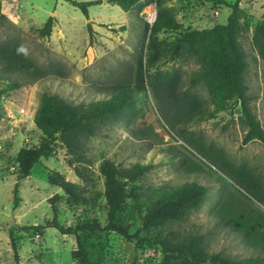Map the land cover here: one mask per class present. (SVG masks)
Listing matches in <instances>:
<instances>
[{
    "label": "rangeland",
    "instance_id": "1",
    "mask_svg": "<svg viewBox=\"0 0 264 264\" xmlns=\"http://www.w3.org/2000/svg\"><path fill=\"white\" fill-rule=\"evenodd\" d=\"M161 1L187 29L226 24L232 12L231 7L218 6L219 0ZM226 1L238 2L242 15L244 29L240 40L247 54L244 77L249 87L251 108L264 127V60L253 40L256 22L264 19V0ZM152 6L158 9V3L154 1L140 11L125 12L117 5L101 0L100 4L89 7L87 18L67 0H0V47L16 45L18 49L23 48L22 53L43 73L32 80L20 71H9L0 63L1 130H7L8 124L12 125L13 120L20 118L19 122L24 124L28 119L35 123L44 93L57 94L73 104L110 96L118 84L131 76L139 58L143 56L146 62L150 54V26L146 15ZM53 16L56 21L51 35L40 36L38 29ZM158 37L157 56L162 54L160 48L166 49L176 34L161 31ZM157 67L162 73L177 71L182 74L184 89L210 104L207 88L202 84L192 86L185 79L199 68L196 59L185 60L166 52ZM13 80L25 84L4 91L6 84ZM138 108L135 118L108 122L96 135L84 139L87 154L84 163L71 164V155L57 145L49 158L51 165H43L42 178H33L30 174L23 180L17 207L13 194L17 176L7 168L13 158L6 155L3 159L0 166V230L8 228L9 233L13 230L22 264H77L72 255L78 247L77 235L62 233L53 224L68 228L87 220L101 225L96 232H80L94 246L92 255L99 264H161L162 249L154 240L157 233L173 242L199 237V244L208 255L206 263L211 262L213 256L244 261L264 254V244L250 222L251 219L258 224L264 222V202L237 184L210 158L220 154L231 164L245 167L264 189V146L258 140L243 143L247 128L242 121L240 105L233 102L215 117L188 125L187 130L210 150V157L170 128L148 85L145 95L138 101ZM26 126L21 129L29 132ZM29 135L25 146H39L43 132L36 123ZM0 139L8 147L7 137L0 134ZM174 155L183 156L186 161H172ZM104 160L124 167L135 163L153 165L127 185L128 191L133 189L143 195L142 201L146 199L144 194L158 188L189 182L205 185L206 197L198 208L181 220L137 218L131 227V232L137 235L126 238L108 227L105 181L100 172ZM56 172L73 184L71 189L76 197L87 196L88 203H72V197L58 185V191H54L48 177ZM55 196H59L55 200L57 210L50 202ZM36 225L44 226L43 234L32 228ZM189 260L190 257L184 254L175 259L176 264H189ZM0 264H16L12 243L9 249L0 252Z\"/></svg>",
    "mask_w": 264,
    "mask_h": 264
},
{
    "label": "trees",
    "instance_id": "2",
    "mask_svg": "<svg viewBox=\"0 0 264 264\" xmlns=\"http://www.w3.org/2000/svg\"><path fill=\"white\" fill-rule=\"evenodd\" d=\"M67 1L79 8L87 18H89V7L101 3V0ZM154 1L158 3L157 18L153 25L147 23L150 26V54L146 62L143 56L139 58L137 67L132 70L131 76L125 82L118 84L110 96L80 104L69 103L57 94L44 93L41 96L35 123L42 130L43 139L37 147H23L17 157L11 161L18 164L14 172L17 176L13 190L15 207L21 201L18 195L19 183L31 174L35 164L42 159L51 158L57 145L71 155V164L84 163L87 159L84 139L96 135L108 122L135 118L139 109L138 101L145 95L147 85L152 89L161 115L170 128L204 155L210 157V150L206 149L200 140L187 130L188 125L215 117L218 113L228 109L233 102L240 105L242 121L247 128L243 143L258 140L264 146V127L251 108L249 87L244 77L247 54L240 40L244 23L241 20L242 15L238 2L231 4L226 0H219V4L232 8L226 24H217L203 29H187L175 19L161 0H108L109 3L119 6L125 12L140 11ZM55 21L54 16L50 17L38 29L40 36L49 37ZM88 27L92 33L91 24ZM161 31L173 32L176 37L169 42L166 49L160 48L162 54L157 56L158 46L156 45L160 44L158 34ZM253 40L264 60V19L256 22ZM166 52L185 60L190 58L197 60L199 68L185 79L192 86L202 84L207 88L210 96L209 105L201 96L184 89L182 74L177 71L173 73L158 71V62ZM0 63H3V67L9 71H20L32 80L40 78L43 74L42 70L19 51L16 45L0 47ZM24 84L23 81L13 80L6 84L4 91L18 89ZM210 158L237 184L242 185L250 194L264 202V189L248 169L231 164L220 154ZM172 161L183 163L186 158L174 155ZM152 167V164L142 163L124 167L111 160H104L101 163L100 172L105 181L107 198L108 227L126 238L131 239L137 235L131 232V227L137 218L151 220L156 217L181 220L191 210L198 208L206 197L207 187L205 185L189 182L179 186L158 188L149 194H144L146 199L142 201L143 195L134 192L133 189L128 191L127 185ZM48 181L50 184L60 186L72 197V203L76 205L88 203L87 196L83 194L75 196L71 189L73 184L61 173L56 172L49 176ZM58 197L50 198L55 210H57L55 200ZM250 222L264 244V222L258 224L255 219H251ZM53 225L57 226L62 233L77 235L78 247L72 253L77 264H99L92 255L94 246L80 234V232L93 233L100 230L101 225L98 222L87 220L68 228L57 223ZM32 228L43 234L44 226L36 225ZM10 236L16 264H22L18 243L12 229H10ZM154 240L162 249L161 264H176L175 259L179 254L190 257L189 264H209L206 263L208 255L200 246L199 237H190L185 242H173L161 233H157ZM211 263L264 264V254L249 257L244 261L213 256Z\"/></svg>",
    "mask_w": 264,
    "mask_h": 264
},
{
    "label": "crops",
    "instance_id": "3",
    "mask_svg": "<svg viewBox=\"0 0 264 264\" xmlns=\"http://www.w3.org/2000/svg\"><path fill=\"white\" fill-rule=\"evenodd\" d=\"M186 2V1H184ZM218 6H221V4H218ZM119 7V6H118ZM120 8V7H119ZM21 119V118H20ZM19 119V120H20ZM24 119H27L26 117ZM18 119L16 120H13L11 123L12 125L8 124V129L7 130H1L0 128V134L1 135H4L5 137H7V140L9 142V145H8V155L10 157H12L13 159H15L19 153V151L25 147L26 145V140L29 139V134H30V131H34L35 129V123L33 120H27V123L24 124V122H19ZM21 123V124H20ZM23 125H27V130H29V132H24L21 127ZM24 128V127H23ZM5 133V134H4ZM43 162V163H42ZM42 162H39L37 164H35L32 168V171H31V176L33 178H42L41 175H42V169H43V165H51V160L49 159H44V161ZM58 171V169H57ZM14 174V173H13ZM12 176L15 178V175ZM25 179V178H24ZM22 179L19 183V192H21V189H23V180ZM15 183H16V179H15ZM33 183V182H32ZM31 183V184H32ZM34 183L35 184H38V181L34 180ZM47 185H50V184H47ZM54 187V191H58V186L56 185H52ZM19 215V214H18ZM10 244H11V238H10V233H9V229L7 228L6 230H0V252H2L3 250H7L9 249L10 247Z\"/></svg>",
    "mask_w": 264,
    "mask_h": 264
},
{
    "label": "built area",
    "instance_id": "4",
    "mask_svg": "<svg viewBox=\"0 0 264 264\" xmlns=\"http://www.w3.org/2000/svg\"><path fill=\"white\" fill-rule=\"evenodd\" d=\"M156 18H157V9L156 7L152 6L146 15L148 24L153 25ZM24 111L25 109H22V112ZM7 148H8L7 144L2 139H0V166L3 159L7 157L6 155H8ZM17 165L18 164L15 162H11L10 164H7L8 171L12 173L16 172Z\"/></svg>",
    "mask_w": 264,
    "mask_h": 264
},
{
    "label": "clouds",
    "instance_id": "5",
    "mask_svg": "<svg viewBox=\"0 0 264 264\" xmlns=\"http://www.w3.org/2000/svg\"><path fill=\"white\" fill-rule=\"evenodd\" d=\"M19 51L23 52V51H24V49H23V48H21V49H19Z\"/></svg>",
    "mask_w": 264,
    "mask_h": 264
},
{
    "label": "water",
    "instance_id": "6",
    "mask_svg": "<svg viewBox=\"0 0 264 264\" xmlns=\"http://www.w3.org/2000/svg\"><path fill=\"white\" fill-rule=\"evenodd\" d=\"M105 2H108V0H104ZM209 264H211V262H209Z\"/></svg>",
    "mask_w": 264,
    "mask_h": 264
}]
</instances>
